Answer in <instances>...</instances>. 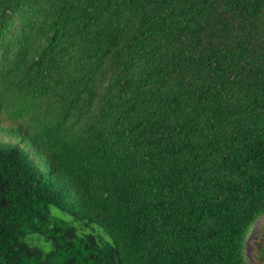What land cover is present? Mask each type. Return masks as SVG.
I'll return each instance as SVG.
<instances>
[{"label": "trees", "instance_id": "obj_1", "mask_svg": "<svg viewBox=\"0 0 264 264\" xmlns=\"http://www.w3.org/2000/svg\"><path fill=\"white\" fill-rule=\"evenodd\" d=\"M261 215L264 0H0V264H248Z\"/></svg>", "mask_w": 264, "mask_h": 264}, {"label": "rangeland", "instance_id": "obj_2", "mask_svg": "<svg viewBox=\"0 0 264 264\" xmlns=\"http://www.w3.org/2000/svg\"><path fill=\"white\" fill-rule=\"evenodd\" d=\"M7 122V120H6ZM264 215H261L249 228L245 237L243 253L248 264H257L254 258L255 242L259 241L264 246Z\"/></svg>", "mask_w": 264, "mask_h": 264}]
</instances>
